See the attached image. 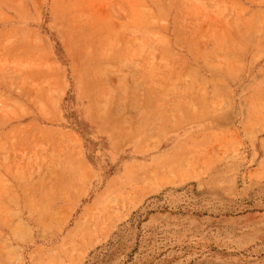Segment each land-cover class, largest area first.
Masks as SVG:
<instances>
[{"label":"rangeland","instance_id":"1","mask_svg":"<svg viewBox=\"0 0 264 264\" xmlns=\"http://www.w3.org/2000/svg\"><path fill=\"white\" fill-rule=\"evenodd\" d=\"M0 264H264V0H0Z\"/></svg>","mask_w":264,"mask_h":264}]
</instances>
